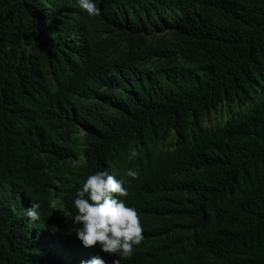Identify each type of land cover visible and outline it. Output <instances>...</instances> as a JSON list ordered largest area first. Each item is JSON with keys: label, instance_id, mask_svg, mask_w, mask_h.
I'll list each match as a JSON object with an SVG mask.
<instances>
[{"label": "trees", "instance_id": "obj_1", "mask_svg": "<svg viewBox=\"0 0 264 264\" xmlns=\"http://www.w3.org/2000/svg\"><path fill=\"white\" fill-rule=\"evenodd\" d=\"M97 6L0 0V264H264V0ZM98 171L140 219L127 258L71 223Z\"/></svg>", "mask_w": 264, "mask_h": 264}, {"label": "clouds", "instance_id": "obj_2", "mask_svg": "<svg viewBox=\"0 0 264 264\" xmlns=\"http://www.w3.org/2000/svg\"><path fill=\"white\" fill-rule=\"evenodd\" d=\"M77 3L89 16H96L100 12L97 0H77ZM126 175L135 179L138 173L129 169ZM125 183L107 171H98L89 175L82 189L77 191L73 200L76 214L71 218L74 224L80 225L75 232L84 247L99 243L102 251L127 258L132 254L133 246L142 241L143 228L136 209L114 195H127ZM39 207V204L32 203L26 209V216L33 222L39 220ZM82 264L106 262L99 256H93ZM113 264H118V259Z\"/></svg>", "mask_w": 264, "mask_h": 264}, {"label": "rangeland", "instance_id": "obj_3", "mask_svg": "<svg viewBox=\"0 0 264 264\" xmlns=\"http://www.w3.org/2000/svg\"><path fill=\"white\" fill-rule=\"evenodd\" d=\"M161 36H166V37L170 38L172 41H174L175 44L177 43V39L175 38L174 34H172L168 29L164 30L163 32L153 31L152 34L150 35V39H151V41L155 42ZM228 117H229V113L227 112V108L226 107H222V108L220 107L217 111H215L212 114L209 122L210 123H217V122L224 123ZM59 196L60 195H56V199H55L56 202L59 200ZM64 214L67 216L66 213H64ZM71 223L73 226H78V224H74L73 222H71Z\"/></svg>", "mask_w": 264, "mask_h": 264}]
</instances>
